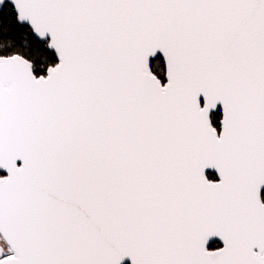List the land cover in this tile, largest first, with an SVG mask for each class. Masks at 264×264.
Instances as JSON below:
<instances>
[{"label":"snow or ice","instance_id":"obj_1","mask_svg":"<svg viewBox=\"0 0 264 264\" xmlns=\"http://www.w3.org/2000/svg\"><path fill=\"white\" fill-rule=\"evenodd\" d=\"M0 170V264H264V0H0Z\"/></svg>","mask_w":264,"mask_h":264},{"label":"water","instance_id":"obj_2","mask_svg":"<svg viewBox=\"0 0 264 264\" xmlns=\"http://www.w3.org/2000/svg\"><path fill=\"white\" fill-rule=\"evenodd\" d=\"M157 55H160L159 53H157ZM162 58V57H161ZM217 109H219V105L217 106ZM19 163V162H18ZM208 171H211V170H206V172H208ZM0 172H2L3 173V170H0ZM3 174H6V173H3ZM264 189H262V191H263ZM213 241H218V240H216L215 238H214V240ZM212 241V242H213ZM212 242H210V243H212ZM219 242V241H218ZM220 244H221V246L220 247H222V242H219ZM211 249V248H210ZM122 264H130V260H128L127 258L124 260V261H122Z\"/></svg>","mask_w":264,"mask_h":264},{"label":"flooded vegetation","instance_id":"obj_3","mask_svg":"<svg viewBox=\"0 0 264 264\" xmlns=\"http://www.w3.org/2000/svg\"><path fill=\"white\" fill-rule=\"evenodd\" d=\"M219 111V109H217ZM221 244L218 241H213L212 243L209 244V248L214 249L215 247H220Z\"/></svg>","mask_w":264,"mask_h":264},{"label":"trees","instance_id":"obj_4","mask_svg":"<svg viewBox=\"0 0 264 264\" xmlns=\"http://www.w3.org/2000/svg\"><path fill=\"white\" fill-rule=\"evenodd\" d=\"M5 12L7 11L6 9L4 10ZM157 57H160V55H157ZM161 58V57H160ZM162 59V58H161ZM219 111H217L216 113H214V115H216L217 117L219 116ZM215 124V121H214ZM0 174H3L2 172H0ZM262 193H264V190L262 191ZM212 248V247H211Z\"/></svg>","mask_w":264,"mask_h":264}]
</instances>
